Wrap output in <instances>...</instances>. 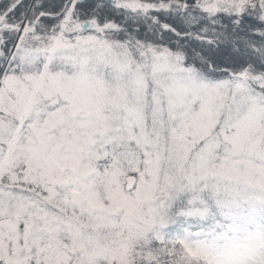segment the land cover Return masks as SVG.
<instances>
[{
    "label": "snow or ice",
    "instance_id": "snow-or-ice-1",
    "mask_svg": "<svg viewBox=\"0 0 264 264\" xmlns=\"http://www.w3.org/2000/svg\"><path fill=\"white\" fill-rule=\"evenodd\" d=\"M0 264H264V0H0Z\"/></svg>",
    "mask_w": 264,
    "mask_h": 264
},
{
    "label": "trees",
    "instance_id": "trees-1",
    "mask_svg": "<svg viewBox=\"0 0 264 264\" xmlns=\"http://www.w3.org/2000/svg\"><path fill=\"white\" fill-rule=\"evenodd\" d=\"M184 205H185V201L181 200V201H178V202H177L176 207L180 208V207H183ZM178 223H179L181 226H187V224H189V223H195V218H191V219L185 218L184 220L179 221ZM171 230L175 231L176 228L173 227Z\"/></svg>",
    "mask_w": 264,
    "mask_h": 264
}]
</instances>
